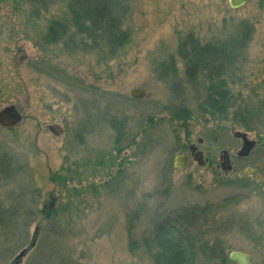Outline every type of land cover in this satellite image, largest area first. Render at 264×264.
I'll use <instances>...</instances> for the list:
<instances>
[{"label":"rangeland","instance_id":"rangeland-1","mask_svg":"<svg viewBox=\"0 0 264 264\" xmlns=\"http://www.w3.org/2000/svg\"><path fill=\"white\" fill-rule=\"evenodd\" d=\"M74 1L0 0V110L22 114L0 123V264H156L157 224L193 207L196 264H264V0H109L117 50L107 16L79 32ZM221 81L226 113L203 111ZM190 144L209 163L177 166Z\"/></svg>","mask_w":264,"mask_h":264},{"label":"trees","instance_id":"trees-1","mask_svg":"<svg viewBox=\"0 0 264 264\" xmlns=\"http://www.w3.org/2000/svg\"><path fill=\"white\" fill-rule=\"evenodd\" d=\"M77 1H79L78 5L84 8V14L82 15L79 13L82 12L80 6L73 8L75 24L80 33L91 34L92 31H96L99 28L97 17L107 16L105 23H107L110 31L108 39L113 50H117L127 41L128 34L121 28V15L116 7L118 6L117 3L109 0H75V4ZM109 5H111V13L108 12ZM224 89V82L216 85L211 84L209 95L204 101V109L202 110L205 112L211 111L215 115L226 113L228 91ZM183 114L182 118L184 120L191 118L190 114ZM180 116L179 113L176 114V117L181 118ZM203 212L204 210L193 207L184 214H179L157 224L155 235L149 246L150 255L156 264H196L198 254L202 249L206 250L207 247L204 244H199L198 238L191 227L193 221ZM227 259L229 257H222L221 261L225 263Z\"/></svg>","mask_w":264,"mask_h":264},{"label":"water","instance_id":"water-1","mask_svg":"<svg viewBox=\"0 0 264 264\" xmlns=\"http://www.w3.org/2000/svg\"><path fill=\"white\" fill-rule=\"evenodd\" d=\"M250 0H229L230 5L233 8H239L246 3H248ZM146 94V90L143 88H134L131 91V95L134 98H143ZM22 120V114L18 111V109L15 106H8L6 108H3L0 110V123L5 126H15L19 124ZM48 129L55 135H60L64 128L58 124L50 125ZM234 136L237 138H241L243 141L241 149L238 151L239 157H247L251 154L253 148L256 145V140L251 139L248 135V133L243 131H235ZM191 150L195 152L193 149V146H191ZM194 157L196 160L199 161L200 164H205L208 160V158H204L203 152L201 150H198ZM188 156L186 154L178 155L176 158V165L179 167H184L187 163ZM221 159L223 160L222 166L225 169H236V165L231 164V160L229 158V151L228 150H222L221 152ZM245 172L252 173L256 172V169H253L251 167H248L245 169ZM259 177V175H257ZM35 245V242L32 244ZM28 251V248L22 249L14 258L13 264H22L23 258L26 256ZM231 259L235 260L239 264H253L251 256L246 252L241 251H234L230 254Z\"/></svg>","mask_w":264,"mask_h":264},{"label":"flooded vegetation","instance_id":"flooded-vegetation-1","mask_svg":"<svg viewBox=\"0 0 264 264\" xmlns=\"http://www.w3.org/2000/svg\"><path fill=\"white\" fill-rule=\"evenodd\" d=\"M74 18H75V16H74ZM51 30V32L53 31V29H50ZM65 33V32H64ZM221 82H224V81H221ZM221 82H219V83H217V84H221ZM216 85V84H215ZM226 89V88H225ZM224 89V90H225ZM227 90V89H226ZM228 91V90H227ZM208 95H209V92H208ZM228 99H229V93H228ZM243 142V141H242ZM191 146H193V149L195 150V152H193L192 150H191ZM199 150V147L197 146V145H194V144H190L189 145V152L188 153H186V155L188 156V159L190 158V156H193L197 151ZM241 158H243V157H241ZM187 159V160H188ZM206 163H209V159L207 160V162ZM231 164H232V162H231Z\"/></svg>","mask_w":264,"mask_h":264}]
</instances>
